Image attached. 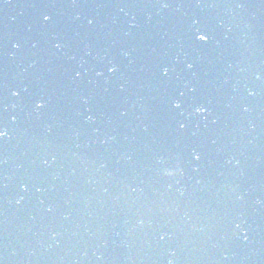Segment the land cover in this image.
<instances>
[{
    "label": "water",
    "instance_id": "1",
    "mask_svg": "<svg viewBox=\"0 0 264 264\" xmlns=\"http://www.w3.org/2000/svg\"><path fill=\"white\" fill-rule=\"evenodd\" d=\"M19 93L14 95L13 93ZM0 31V264H115L65 173Z\"/></svg>",
    "mask_w": 264,
    "mask_h": 264
},
{
    "label": "snow or ice",
    "instance_id": "2",
    "mask_svg": "<svg viewBox=\"0 0 264 264\" xmlns=\"http://www.w3.org/2000/svg\"><path fill=\"white\" fill-rule=\"evenodd\" d=\"M163 6H164V7H168V5H167L166 3H165ZM43 19H44L45 21H48V20L51 19V17L48 16V15H45V16L43 17ZM192 23H193L194 25H197V24H199L200 22H199L198 20H194V21H192ZM192 37H194V41H193L194 43H195V42L208 43V42L212 39V37H211V35L209 34L208 31H206V30H200V29H198L196 32L191 33V37H190V38H192ZM56 47H57V48H60L61 45H60V44H57ZM192 66H193L192 64H189V65H188L189 68H192ZM108 71H109L110 73H114V72L117 71V68H116L115 66H110V67L108 68ZM169 71H170V69H169L168 67H163V68H161V74H162L163 76H167L168 73H169ZM98 74H100V73H98ZM13 94H14V95H19L18 92H17V93H13ZM33 103H34L36 109H42V108L45 107V101H44L42 98H39V99L34 100ZM170 103H171V106H172L173 109H180V108L182 107V103H181L179 100H172V101H170ZM195 111H196L197 113H202V112L206 111V108L203 107V106H197V107H195ZM179 127H180L181 129H183V128H185L186 126H185L183 123H181V124L179 125ZM7 134H8V133H7V130H6V129H4V128H0V138H3V137H5V136H7ZM194 158H195L196 160H199V159H200V155H199L198 153H195V152H194ZM165 174H166V175H175L176 173H175L174 171L166 170V171H165ZM238 227H239V226H238Z\"/></svg>",
    "mask_w": 264,
    "mask_h": 264
}]
</instances>
